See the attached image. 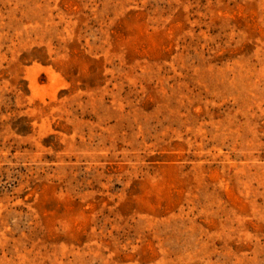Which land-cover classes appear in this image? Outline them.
I'll return each mask as SVG.
<instances>
[{"label":"rangeland","instance_id":"1","mask_svg":"<svg viewBox=\"0 0 264 264\" xmlns=\"http://www.w3.org/2000/svg\"><path fill=\"white\" fill-rule=\"evenodd\" d=\"M0 264H264V0H0Z\"/></svg>","mask_w":264,"mask_h":264}]
</instances>
